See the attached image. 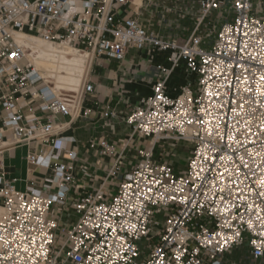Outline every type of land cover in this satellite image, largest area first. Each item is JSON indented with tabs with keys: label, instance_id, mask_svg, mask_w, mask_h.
I'll use <instances>...</instances> for the list:
<instances>
[{
	"label": "built area",
	"instance_id": "built-area-1",
	"mask_svg": "<svg viewBox=\"0 0 264 264\" xmlns=\"http://www.w3.org/2000/svg\"><path fill=\"white\" fill-rule=\"evenodd\" d=\"M226 1L199 0L195 30L180 43L146 29L129 8L138 7L134 0H0V139L10 133L13 144L50 146L28 156L50 172L41 188L17 190L0 158V264H223L243 247L255 262L264 257V16L256 0H229L233 20L204 46L197 30ZM19 32L118 62L130 48L169 53L153 93L126 118L132 136L151 138V147L139 150L140 161L108 197L105 183L118 175L121 152L101 187L73 202L78 219L69 227L53 207L67 209L75 168L58 160L77 154L55 119L71 116L74 100L53 92ZM182 62L196 80L171 97L167 82ZM93 90L88 82L82 91ZM35 99L46 117L25 114ZM159 141L192 144L184 172L155 159ZM102 146L103 154L116 151Z\"/></svg>",
	"mask_w": 264,
	"mask_h": 264
},
{
	"label": "crops",
	"instance_id": "crops-1",
	"mask_svg": "<svg viewBox=\"0 0 264 264\" xmlns=\"http://www.w3.org/2000/svg\"><path fill=\"white\" fill-rule=\"evenodd\" d=\"M134 2L138 7L130 4L132 13L146 29L164 39L175 38L184 43L195 30L196 15L200 11L199 0H153L152 4H148L147 0ZM255 3L260 7V14L264 16V0H256ZM233 17L229 0L221 9L212 10L197 30V34L203 37L204 46L209 45L215 39L219 28L233 20ZM168 55V52L150 55L146 50L130 48L121 62L94 55L93 59L89 60L87 70L86 62L85 83L91 82L94 90L89 93L80 91L73 97L72 105L77 108L75 113L72 112L71 116L58 114L55 119L57 127H64L59 137L68 140V151L77 154L75 160H72L67 152H63L58 160L74 165L76 176L67 196V209L61 213L59 206L53 207V211L60 216L63 226L69 227L77 221L78 216L72 208L73 202L101 187L107 178L109 168L116 162L121 152L123 164L118 175L108 178L105 183L108 197L116 193L124 174L140 161L139 150L151 147V138L139 134L132 136V129L126 118L133 108L141 105L142 100L153 93L156 79L162 76L158 66L166 68L171 65ZM195 80L196 76L190 73L182 62L174 69L167 82L168 95L176 97L182 85L194 83ZM193 88L196 89V85ZM52 90L55 92L53 87ZM41 104V100H33L31 105L24 109L25 114L46 117L47 113L39 109ZM5 114L0 105V128L1 119ZM102 142L115 146L116 151L103 154ZM168 143L159 141L156 144L155 159L168 162L177 172H184L186 168L179 170L172 159L182 150L185 152L186 145L191 143L178 141L170 146ZM191 149L192 146L188 151L189 156ZM43 150L48 152L50 146L41 141L13 144L10 133H6L0 139V158L4 163L5 178L13 181L17 190L24 192L30 187L41 188L45 178L50 176L49 171L28 161L30 154L39 155ZM82 168H87L91 176L83 175ZM235 250L226 256L223 264H264V257L255 262L247 247L237 249L239 252H234Z\"/></svg>",
	"mask_w": 264,
	"mask_h": 264
},
{
	"label": "bare ground",
	"instance_id": "bare-ground-1",
	"mask_svg": "<svg viewBox=\"0 0 264 264\" xmlns=\"http://www.w3.org/2000/svg\"><path fill=\"white\" fill-rule=\"evenodd\" d=\"M16 39L28 49L31 64L46 82L51 83L54 79L56 85L53 88L56 93L62 88H75L84 74L87 55L90 60L93 59L92 51L79 50L67 44L55 45L34 34L19 32ZM34 53L36 55H33ZM76 109L73 107V113ZM0 210H3L2 207Z\"/></svg>",
	"mask_w": 264,
	"mask_h": 264
},
{
	"label": "rangeland",
	"instance_id": "rangeland-1",
	"mask_svg": "<svg viewBox=\"0 0 264 264\" xmlns=\"http://www.w3.org/2000/svg\"><path fill=\"white\" fill-rule=\"evenodd\" d=\"M28 49H27V54H28ZM31 52V50H30ZM33 55H36L35 53ZM89 56L87 55V67H86V70L88 68V65H89ZM24 64V62L22 63ZM85 74H86V71L85 73L82 75V78H81V81L79 80L77 86L73 89H66V88H62L58 91V93L56 94H61V95H66L68 98H71L73 99V97H76L79 92H80V89L81 91L83 90V87H84V84H85V81H86V78L85 77ZM46 80V79H45ZM84 80V81H83ZM46 82V81H45ZM54 79L51 80V83H48V84H51L52 87H54L56 85V83L54 82ZM47 83V82H46ZM191 144H187L186 147H185V152L182 150V152H180L179 154L177 153V157H174L172 160H173V163L175 164V167H177L179 170L180 169H184L187 167V162H188V159H189V149L191 148ZM193 147V146H192ZM177 152H179V150H177ZM182 154V155H180ZM183 156V157H182ZM164 217H165V214H160V215H157L156 216V219L160 220L161 222L164 221ZM157 240V239H156ZM155 239L153 240V243L156 241ZM146 243V242H144ZM234 252H239V250H235Z\"/></svg>",
	"mask_w": 264,
	"mask_h": 264
}]
</instances>
